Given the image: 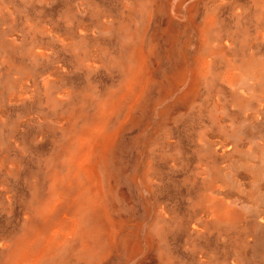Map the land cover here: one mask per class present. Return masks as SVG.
Here are the masks:
<instances>
[{
    "label": "rangeland",
    "instance_id": "374dc122",
    "mask_svg": "<svg viewBox=\"0 0 264 264\" xmlns=\"http://www.w3.org/2000/svg\"><path fill=\"white\" fill-rule=\"evenodd\" d=\"M0 264H264V0H0Z\"/></svg>",
    "mask_w": 264,
    "mask_h": 264
},
{
    "label": "bare ground",
    "instance_id": "6f19581e",
    "mask_svg": "<svg viewBox=\"0 0 264 264\" xmlns=\"http://www.w3.org/2000/svg\"><path fill=\"white\" fill-rule=\"evenodd\" d=\"M145 59V58H144ZM139 69V68H138ZM142 73V72H141ZM139 75V74H138ZM146 76V75H145ZM140 77V76H139ZM112 139V137L111 136H108L107 137V141H106V143H109V141ZM81 149H82V151H81V159H80V162L78 163V165H77V169H78V171H82V172H85L86 173V175H87V177L89 178V179H93V167H91V166H88L87 165V161H88V159H89V150L87 149V148H85V147H82L81 146ZM82 176V175H81ZM96 177V176H95ZM93 257V256H92Z\"/></svg>",
    "mask_w": 264,
    "mask_h": 264
}]
</instances>
